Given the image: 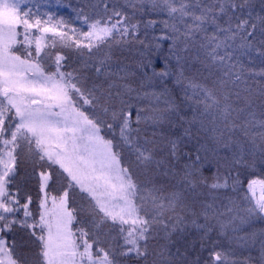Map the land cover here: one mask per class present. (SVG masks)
<instances>
[{
    "label": "snow or ice",
    "instance_id": "snow-or-ice-1",
    "mask_svg": "<svg viewBox=\"0 0 264 264\" xmlns=\"http://www.w3.org/2000/svg\"><path fill=\"white\" fill-rule=\"evenodd\" d=\"M125 3L167 18L132 22L118 0H96L91 21L73 8L88 30L72 29L65 71L61 54L48 70L43 37H30L71 48L68 22L0 0V264H264V180L245 190L241 171L264 165V67L248 66L264 63V0Z\"/></svg>",
    "mask_w": 264,
    "mask_h": 264
},
{
    "label": "rangeland",
    "instance_id": "rangeland-1",
    "mask_svg": "<svg viewBox=\"0 0 264 264\" xmlns=\"http://www.w3.org/2000/svg\"><path fill=\"white\" fill-rule=\"evenodd\" d=\"M122 1L123 0H118V6H120L124 10V7H126V4L124 2H122ZM93 2L95 4L96 0H93ZM114 2H117V0L116 1H111L109 3V7H111ZM37 6L39 7V13H40L41 18L43 20L47 19V16L44 15V13L49 12V11L54 13V21L53 22H55L56 19H59L61 17H63V18L64 17H66V18H70L71 17L72 18L71 21H69V25L67 27L58 28V31L67 32L68 36L72 37L71 40L67 41V43L73 44V46L71 48L65 47L64 43L60 40V37L59 36H55L54 37L51 32H49V33H41L36 28H33L31 30V32L34 35L32 37H30V39H33L34 37H40V36L43 37V43L45 44L44 52H47L50 55V57H51L48 60V63L46 65V67L48 68V70H54L55 69L54 60H55L56 54H61V55H64V54L56 53V54H53L55 56H54V58H52L53 57L52 53L61 51L62 49H68V50H70V53H68V54L73 55L74 57H76L78 55V52H77V49L75 48V44L73 43V41L76 39V36L72 32V29H79L81 32H84V31H87L88 28H87V25L81 19H77L76 18V15H75L76 13H74V11H70L69 10L70 17H68L67 15H64L65 11L67 12L68 7H65V8L64 7H58L56 5V0H32L31 7H32V10L34 12L37 10ZM100 8L101 9L103 8V4L100 5ZM85 12L88 13L87 15H88L90 21L99 18L96 14L95 15L93 14L95 11L90 6H88L85 9ZM136 21H137V19H133L132 22H136ZM45 26H50V25H45ZM141 29H140L139 35L141 37H143L144 34L141 31ZM19 31L21 32V35L18 36V39L19 40H23L24 39L23 34H22L23 33V28H20ZM53 41H55V43H53ZM25 48H26V46L24 44H17L14 47V51L18 55H21L23 57V56L27 55V51L25 50ZM29 50L32 51L33 54L35 53V44L34 43L31 45ZM105 50H107V49L105 48ZM84 51L87 52V49H84ZM113 51L116 52V51H118V49H113ZM42 55H43V53H42ZM97 55H102V52L101 53H97ZM62 63H64V62H62ZM195 67H199V65H195ZM66 68L67 67H65L63 70L69 71ZM181 92H182V90L180 89V94H181ZM192 115H193V112L190 109V113L187 116L189 118H191ZM134 118H135V114L133 112V119ZM101 135H105V132L102 131ZM109 137H110V134H108V136H106V138H109ZM25 162L27 164V162H29V161H22L20 163V165H19V174L20 175H23V173L25 171L31 170V168H30L31 164H28L27 166H25V165H23ZM24 166H25V168H23ZM241 171H242L243 186H244L245 190L247 189V184H248L249 180H253V179H255V180H264V165H260L259 163L254 168L242 169ZM37 174H38V172H37ZM49 192H50L51 195H60L63 192V188L61 187L60 184L53 183L51 188L49 189ZM42 196H43V193H40L39 199ZM49 206H51V201L49 202ZM69 206H72L71 203H70ZM255 226H256V228H264V221H258ZM186 232L188 233L187 236L191 235V237H192V236L196 235L195 229H192V228L187 229ZM161 235H163V233H161ZM179 235H181V234L180 233H175L173 235V239H176V237L179 236ZM213 237L215 238V233H213ZM197 247H198V245H197Z\"/></svg>",
    "mask_w": 264,
    "mask_h": 264
},
{
    "label": "trees",
    "instance_id": "trees-1",
    "mask_svg": "<svg viewBox=\"0 0 264 264\" xmlns=\"http://www.w3.org/2000/svg\"><path fill=\"white\" fill-rule=\"evenodd\" d=\"M111 1H116V0H108V3H110ZM122 2L125 3V0H123ZM62 3L63 4H67L68 5V9H67V12L65 11L64 15H67L68 17H70V14H69V10L70 11H73L72 9L73 8H76V9H83L84 12H85V9L90 6L92 7V5L94 4L93 0H62ZM256 3H257V9L259 7V0H256ZM126 4V3H125ZM65 8V7H64ZM124 11H126L129 15H133V19H139L141 21H145L149 18H152V19H166L167 17L164 15V14H159L157 15L156 13H145V14H141L139 12H136L133 14V11L131 8L127 7H124ZM75 13V12H74ZM86 14H88L87 12H85ZM94 15L96 14L95 12L93 13ZM63 15V16H64ZM76 15V14H75ZM71 17L70 18H66L64 17V20L68 22V25H69V21H71ZM141 31L143 32L144 34V29L143 27H141ZM159 29H160V26L157 25L154 32L153 30H149L150 33L152 34H159ZM141 32V33H142ZM167 51V42H164L163 44V48H162V53L163 52H166ZM56 53H62L65 55L66 57V60L63 61L67 66V70H71L72 67H76V57H74L73 55H70L68 53H70V50L68 49H62L61 51H58V52H53V54H56ZM57 55V54H56ZM55 55H53L52 58H54ZM243 62L244 63H248L247 61V58H243ZM162 63L159 61V57H157V62H156V67L157 68H160L162 67ZM249 67L253 68L255 71H259L262 67H264V63L261 62V58L259 57H255L254 56V59H253V62L251 64L248 65ZM189 74H191V72H189ZM255 80L260 82V83H264V77H255ZM206 83H208V81H205ZM166 83L168 84L169 86V89L171 90V94L173 97H179L181 94H180V89L179 88H176L173 84H172V81L169 79L168 81H166ZM257 85L255 83H252V87L255 88ZM177 103H179V100H177ZM190 109H191V105L188 103V102H185V103H182L180 104V110H181V114H186L188 115L190 113ZM28 164H31L30 162H26L23 164L25 166H27ZM25 166L23 168H25ZM32 167V165L30 166V168ZM31 170H29L30 172ZM25 173V172H24ZM23 173V174H24ZM38 176V174H37ZM26 189L28 191L31 192V194L33 195L36 203L33 205L34 207H37L38 204H39V196H40V192H39V185H38V177H36L35 180H31L29 181L26 185H25ZM191 238V235L190 236H185V239H189Z\"/></svg>",
    "mask_w": 264,
    "mask_h": 264
},
{
    "label": "bare ground",
    "instance_id": "bare-ground-1",
    "mask_svg": "<svg viewBox=\"0 0 264 264\" xmlns=\"http://www.w3.org/2000/svg\"><path fill=\"white\" fill-rule=\"evenodd\" d=\"M157 87L159 88V85H157Z\"/></svg>",
    "mask_w": 264,
    "mask_h": 264
}]
</instances>
